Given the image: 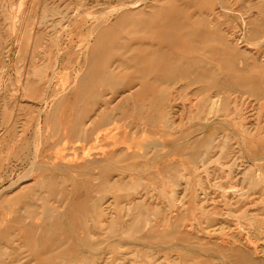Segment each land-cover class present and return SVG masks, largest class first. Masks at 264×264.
Wrapping results in <instances>:
<instances>
[{
  "label": "rangeland",
  "instance_id": "rangeland-1",
  "mask_svg": "<svg viewBox=\"0 0 264 264\" xmlns=\"http://www.w3.org/2000/svg\"><path fill=\"white\" fill-rule=\"evenodd\" d=\"M0 264H264V0H0Z\"/></svg>",
  "mask_w": 264,
  "mask_h": 264
},
{
  "label": "bare ground",
  "instance_id": "bare-ground-1",
  "mask_svg": "<svg viewBox=\"0 0 264 264\" xmlns=\"http://www.w3.org/2000/svg\"><path fill=\"white\" fill-rule=\"evenodd\" d=\"M146 1H148V0H146ZM149 1H152V0H149ZM141 3H142V2H141ZM145 3H146V2H145ZM143 4H144V2H143ZM147 4H148V3H147ZM136 5H137V4H136ZM140 5H141V4H140ZM140 5H139V6H140ZM127 6H128V5H127ZM134 6H135V4H134ZM144 6H145V5H144ZM123 8H124V7H123ZM135 8H137V6H136V7H133V6H132V7L128 8V9L123 10V11L121 12V14H120L121 17L124 16V15L126 14V11H127V10H131V9H135ZM111 9H112V8H111ZM121 9H122V8H121ZM114 10H115V9H114ZM118 10H120V8H119ZM148 10H149V9H148ZM146 13H147V12H146ZM146 13H145V14H146ZM105 14H106V13H105ZM169 14H171V13H169ZM86 15H87V14H86ZM146 15H147V14H146ZM87 16H88V15H87ZM89 16H90V15H89ZM91 16H92V15H91ZM169 16H170V15H169ZM169 16H167V17H169ZM146 17H147V16H146ZM170 17H172V16H170ZM170 17H169V18H170ZM43 18H44V17H43ZM164 18H165V17H164ZM169 18H168V19H169ZM108 19H109V18H108ZM168 19L166 18L165 20H168ZM66 20H67V19H66ZM95 20H96V19H95ZM101 21H102V20H101ZM69 22H70V21H69ZM158 24H159V23H158ZM168 24H170V23H168ZM177 24H178V23H177ZM158 27H159V26H158ZM95 28H96V27H95ZM93 30H95V29L93 28ZM96 30H97V29H96ZM96 30H95V32H96ZM62 31H63V30H62ZM62 31H61V32H62ZM92 32H94V31H92ZM92 32H91V33H92ZM194 33H196V32H193V34H194ZM93 34H94V33H93ZM93 34H92V35H93ZM171 36H172V35H171ZM91 37H92V36H91ZM88 39H89V38H88ZM196 40H197V39H196ZM229 40H230V39H229ZM91 43H92V42H91ZM259 44H260V43H259ZM87 45H88V44H87ZM252 45H253V44H252ZM191 46H192V44H191ZM103 48H104V47H103ZM151 48H152V47H151ZM85 49H86V48H85ZM99 49H100V48H99ZM160 50H161V49H160ZM98 51H99V50H98ZM151 52H152V51H150V53H151ZM161 52H162V51H161ZM141 62H142V61H141ZM150 63H151V61H150ZM149 65H150V64H149ZM153 67H154V66H153ZM150 68H151V67H150ZM95 71H96V70H95ZM73 87H74V86H73ZM135 89H136V88H135ZM63 93H64V92H63ZM261 96H262V95H261ZM235 134H236V133H235ZM159 147H160V146H159ZM34 169H35V168H34ZM15 183H16V182H15ZM11 189H12V188H11ZM230 190H231V189H230ZM7 218H8V217H7ZM47 218H48V217H47ZM252 244H253V243H252ZM254 245H255V244H254ZM258 249H259V248H258ZM34 253H35V252H34ZM92 254H93V253H92Z\"/></svg>",
  "mask_w": 264,
  "mask_h": 264
}]
</instances>
